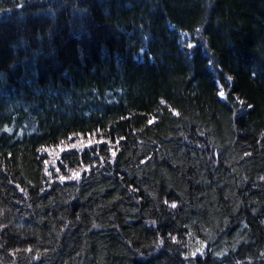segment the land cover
I'll list each match as a JSON object with an SVG mask.
<instances>
[{
    "label": "trees",
    "instance_id": "1",
    "mask_svg": "<svg viewBox=\"0 0 264 264\" xmlns=\"http://www.w3.org/2000/svg\"><path fill=\"white\" fill-rule=\"evenodd\" d=\"M0 264H264V0H0Z\"/></svg>",
    "mask_w": 264,
    "mask_h": 264
},
{
    "label": "snow or ice",
    "instance_id": "2",
    "mask_svg": "<svg viewBox=\"0 0 264 264\" xmlns=\"http://www.w3.org/2000/svg\"><path fill=\"white\" fill-rule=\"evenodd\" d=\"M197 31H199V29H197ZM188 47H189V48H192L193 45H192V44H188ZM210 63H211V61H210ZM252 75L255 76L256 73L253 72ZM226 79H227V80H231L232 78H231V77H227ZM217 95H218L221 99H224V100H226V99L228 98L223 86L220 87V89H219ZM239 102H240L242 105H243V103H244L243 101H239ZM247 107H248V108H252V105L249 104V105H247ZM174 114H175V115H179L178 112H177V113H174ZM148 123L151 124V123H153V121H152V120H149ZM69 139H71V137H69ZM98 142H99V143H103L102 140H101V141H98ZM116 143H119V141H116ZM91 145H92V142H91V140H89V146H91ZM81 146H82V142H81ZM70 147H71V149H75V148L77 147V145L74 143V144H72ZM64 150H65V149H64L63 147H61L60 151L63 152ZM45 151H47V149H45ZM245 155H249V153H245ZM112 156L115 157V156H116V153H115V152H112ZM101 159H102V158H101ZM47 163H48V161H45V164H47ZM59 171H60V169H57V172H59ZM85 171H88V169H85ZM49 175H51V173H49ZM80 178H81V173L78 172V171H73L72 174H71L70 176H65V175H60V176H59V180H60L61 183L65 182L66 180H79ZM18 187H19V186H18ZM165 203L167 204L168 201L166 200ZM170 207H171V208H176L177 205H176L175 202H173V203H171ZM173 240H175V237H173ZM197 251H200V249H197ZM195 254H196V253L194 252V253H193V256H195Z\"/></svg>",
    "mask_w": 264,
    "mask_h": 264
},
{
    "label": "rangeland",
    "instance_id": "3",
    "mask_svg": "<svg viewBox=\"0 0 264 264\" xmlns=\"http://www.w3.org/2000/svg\"><path fill=\"white\" fill-rule=\"evenodd\" d=\"M181 36H182V41H183V42H186V43H185V44H186V47H188V43H187V42L190 41L189 37H188L186 34H185V35L182 34ZM183 42H182V44H184ZM87 139H88V138H85L84 141H83V142L81 141V142H82V143H85V144L88 145V144H89V140H87ZM79 140H80V139L75 140V141H76L75 144H78V145L81 144V142H77V141H79ZM62 147L65 148L66 146H62ZM60 149H61V147H58V148H55V149H50V150H48V155H49V157H50V156H52L53 158H54V157H57V155L61 152Z\"/></svg>",
    "mask_w": 264,
    "mask_h": 264
}]
</instances>
